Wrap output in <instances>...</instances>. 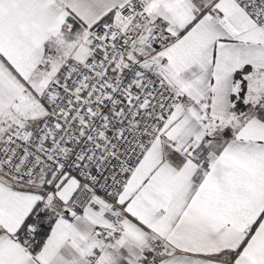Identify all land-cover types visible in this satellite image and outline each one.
I'll return each instance as SVG.
<instances>
[{"label": "snow or ice", "instance_id": "6c2138e0", "mask_svg": "<svg viewBox=\"0 0 264 264\" xmlns=\"http://www.w3.org/2000/svg\"><path fill=\"white\" fill-rule=\"evenodd\" d=\"M0 264H264V0H0Z\"/></svg>", "mask_w": 264, "mask_h": 264}]
</instances>
